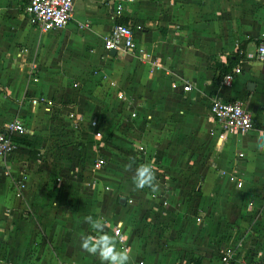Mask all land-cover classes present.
I'll list each match as a JSON object with an SVG mask.
<instances>
[{
    "label": "crops",
    "instance_id": "1",
    "mask_svg": "<svg viewBox=\"0 0 264 264\" xmlns=\"http://www.w3.org/2000/svg\"><path fill=\"white\" fill-rule=\"evenodd\" d=\"M25 2L0 0V128L18 120L26 130L14 152L0 160V264H20L38 244L50 252V264H101L80 247L81 227L91 226L79 204L67 218L58 217L54 229L60 232L52 237L49 208L40 207L48 202L40 191L79 173L81 130L95 160L104 161L94 170L105 168L102 153L110 158L134 150L155 173V192L121 183L115 192L105 187L97 200L96 185L85 187L84 211H99L109 235L121 229L131 264H220L226 248L234 264H264V151L257 148L264 134V61L255 58L264 42V0H133L116 19L101 0H72L66 26L46 33L29 23ZM118 21L133 30L134 50L111 56L102 43ZM237 46L243 52L239 74L228 87L215 84L209 57L225 63ZM185 83L190 89L182 92ZM104 97L119 107L116 113L99 105ZM37 98L49 104L32 105ZM211 99L241 102L251 130L219 141L208 113ZM69 112L82 118L78 133ZM55 115L65 119L63 127ZM123 116L129 124L116 127L113 121ZM165 119L173 130L169 139ZM90 120L97 121L102 140L92 137ZM66 139L68 146L48 149ZM167 141L171 149L161 151ZM159 161L174 169L171 176L158 173ZM66 187L65 195L81 197ZM43 238L54 245L46 248Z\"/></svg>",
    "mask_w": 264,
    "mask_h": 264
},
{
    "label": "built area",
    "instance_id": "2",
    "mask_svg": "<svg viewBox=\"0 0 264 264\" xmlns=\"http://www.w3.org/2000/svg\"><path fill=\"white\" fill-rule=\"evenodd\" d=\"M107 5L114 19L122 15L124 6L131 3L133 0H101ZM73 12L72 0H26L23 7V13L31 25H34L40 33L49 31L62 30L67 22L71 19ZM105 52L114 51L115 54L123 56L134 50V35L133 30L129 25L114 23L108 34L103 38L102 43ZM255 58L258 61H264V42L261 41L255 52ZM238 66L233 68L228 74H225L220 85L228 87L234 75L239 74ZM112 86V84H111ZM174 87V86H173ZM182 92L189 91L188 84L182 86ZM116 99L122 103H126L122 95H116ZM32 105L49 104V100L37 98L31 100ZM209 116L217 129L218 140H224L226 136L232 134H245L252 128L250 115L243 108L239 101H221L219 99H211L208 104ZM129 119L136 118L134 111H129ZM67 120L73 132L78 133L82 118L74 112L67 114ZM87 128L90 130L92 137L95 140H102L103 133L99 129L97 121L90 120L87 123ZM26 130L23 124L18 120L9 122L4 127L0 128V160L9 156L17 148L18 140L25 138ZM138 153H142V148H137ZM104 165L102 159L95 160L94 168H101ZM239 185H237L238 187ZM112 236L117 241L118 249H128L126 239L121 233L119 227H114L111 231ZM231 249H222L219 262L220 264H231L233 262Z\"/></svg>",
    "mask_w": 264,
    "mask_h": 264
},
{
    "label": "rangeland",
    "instance_id": "3",
    "mask_svg": "<svg viewBox=\"0 0 264 264\" xmlns=\"http://www.w3.org/2000/svg\"><path fill=\"white\" fill-rule=\"evenodd\" d=\"M99 105H102L103 108L106 107V110L109 113H116L118 108L116 106L115 103H113L110 99H100L97 100ZM122 117V115H121ZM119 117L118 119H115L113 121V124H117L116 127H122L126 126L128 123L127 119L125 118V116H123V118ZM56 121H58V123H60L59 125L61 127H63L61 124H64V122L66 123L65 119L61 116V118H57V116L55 115ZM167 120V119H165ZM168 122V123H167ZM170 121L167 120L166 121V125H165V131L167 133V137H165L166 139L172 138V133L173 130L170 127ZM79 132V131H78ZM70 134H72L70 132ZM124 134V133H122ZM81 135V139L83 141V150H81L82 154L79 155L78 161H76V166H77V170L79 171V173H76L74 177H72V181L69 180L67 183H64V179L60 180H56V181H52V184H50L49 188L46 189L45 191H40L39 193L45 194L48 196V202L47 203H42L40 207H47L49 208V210H47V220H49L50 224V229L49 233H50V237H52L55 232L58 233V231L60 232V230L58 228L54 229V224L56 222V220H59V218H67L68 214H72L73 210L75 207L78 206V204L80 205V207L83 209L82 211V218L84 219L86 216L91 215L93 218H102L101 215L98 213L93 214V212L91 211V213L88 215L87 212L84 211V207H85V203L87 200V197L85 194V187L88 184L96 185V194H97V200H100V196L104 194V188L107 187L108 190H113V192H115L114 190L116 189L117 186H120L121 183H124L123 185H127V183L129 184L130 182H133V175H134V170L133 168H136L135 166H138L140 164H146L145 161V157H138L137 155H135L134 150H132V152L129 153V151L127 150H121V151H116L117 153L115 154V156H111L110 158L106 155V153H102V158L107 160V163L105 165V168L101 171L99 170H94L93 164L95 162V155L93 153H91L90 151V146L91 142L89 141V138L86 137L87 134L84 135V130L80 131ZM85 136V137H84ZM71 138H73V136H70ZM71 139H66V143L62 145H60L61 143L57 144L55 143L54 145L50 144L48 146V149L50 151L53 150H58L59 148H63L68 146V142ZM56 142V141H54ZM90 143V144H89ZM166 144V146H164ZM171 144L169 141L164 142L162 144V146L160 147V150L165 151L167 149H169L171 147ZM64 145V146H63ZM88 147V148H87ZM105 147V148H104ZM55 148V149H54ZM103 149L108 150L107 146H102ZM171 149V148H170ZM148 154L150 153V149L147 148L146 151ZM146 153V154H147ZM69 156V155H67ZM116 156L118 158H116ZM114 158H116L114 160ZM192 158V156H191ZM71 159H68V161ZM132 164V169L130 170L127 165ZM158 173L161 174L164 177H169L171 176L170 174V170L174 169H170L167 167V164L163 163V162H158ZM69 165V164H68ZM185 165H188V163H186ZM180 169V168H179ZM177 169H175L176 171ZM182 171H180L181 173ZM72 182L74 185H72ZM64 183V184H63ZM64 186H67V190L68 192L71 191L72 187L74 189V191L78 194L81 195V197H77L75 198L73 196V194H67L65 195V189ZM43 188V187H42ZM46 188V186L44 187ZM114 199H113V204L117 205L118 204V198H120V193H118V195H114ZM81 202V203H79ZM100 204V203H99ZM42 211H39V213H41ZM39 218V220H41V215H37V219ZM71 227H69V225H67L65 227L66 232L71 231ZM45 230V229H43ZM80 235L78 237H82V236H86V235H92L94 236V230L90 227H81L80 229ZM44 239V245H46L45 247L48 248L49 246L52 247L54 244L51 243H46V239ZM70 241V239H69ZM38 247H40V244L37 245ZM37 246H34L32 248H30V250H28L27 256L25 258H23L22 262L20 264H50L49 261L50 259V252L47 253V250H45L44 252L39 251V248H37ZM10 260L6 259L2 260V264H10L9 263ZM234 260L231 264H234Z\"/></svg>",
    "mask_w": 264,
    "mask_h": 264
},
{
    "label": "clouds",
    "instance_id": "4",
    "mask_svg": "<svg viewBox=\"0 0 264 264\" xmlns=\"http://www.w3.org/2000/svg\"><path fill=\"white\" fill-rule=\"evenodd\" d=\"M257 148L264 151V134L258 136ZM131 170L132 164L127 165ZM133 182L138 189L150 188L157 191L156 177L153 168L149 164H140L134 169ZM85 222L98 233V235H86L81 237L80 247L90 255L98 256L101 264H131V250L118 249L114 236L109 235L104 229L102 218L86 216Z\"/></svg>",
    "mask_w": 264,
    "mask_h": 264
},
{
    "label": "trees",
    "instance_id": "5",
    "mask_svg": "<svg viewBox=\"0 0 264 264\" xmlns=\"http://www.w3.org/2000/svg\"><path fill=\"white\" fill-rule=\"evenodd\" d=\"M116 23L123 24L121 21H118ZM260 42L261 41H259V43ZM242 54V47L237 46L233 54L226 56L225 63L219 62L215 56L209 57L208 68L213 71V81L215 84H217L225 74H228L234 67L238 65L239 59H241Z\"/></svg>",
    "mask_w": 264,
    "mask_h": 264
},
{
    "label": "water",
    "instance_id": "6",
    "mask_svg": "<svg viewBox=\"0 0 264 264\" xmlns=\"http://www.w3.org/2000/svg\"><path fill=\"white\" fill-rule=\"evenodd\" d=\"M109 53H110L111 56L115 55L114 51H109Z\"/></svg>",
    "mask_w": 264,
    "mask_h": 264
}]
</instances>
